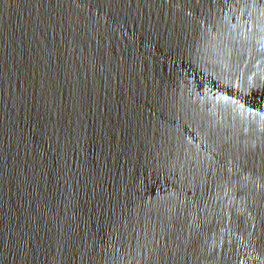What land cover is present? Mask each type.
<instances>
[{"label": "water", "instance_id": "obj_1", "mask_svg": "<svg viewBox=\"0 0 264 264\" xmlns=\"http://www.w3.org/2000/svg\"><path fill=\"white\" fill-rule=\"evenodd\" d=\"M0 264H264V0H0Z\"/></svg>", "mask_w": 264, "mask_h": 264}]
</instances>
